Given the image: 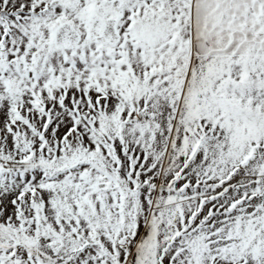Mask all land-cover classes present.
Here are the masks:
<instances>
[{
    "label": "snow or ice",
    "instance_id": "obj_1",
    "mask_svg": "<svg viewBox=\"0 0 264 264\" xmlns=\"http://www.w3.org/2000/svg\"><path fill=\"white\" fill-rule=\"evenodd\" d=\"M0 264H264V0H0Z\"/></svg>",
    "mask_w": 264,
    "mask_h": 264
}]
</instances>
